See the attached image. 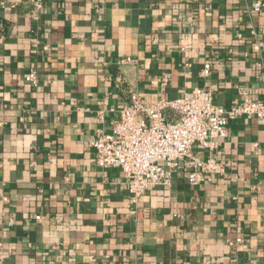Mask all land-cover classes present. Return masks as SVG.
Masks as SVG:
<instances>
[{"label":"crops","instance_id":"1","mask_svg":"<svg viewBox=\"0 0 264 264\" xmlns=\"http://www.w3.org/2000/svg\"><path fill=\"white\" fill-rule=\"evenodd\" d=\"M252 1L44 0L36 10L3 0L0 264H264L262 125L228 122L210 151L224 173L211 182L191 187L176 170L135 202L90 144L132 93L155 100L206 85L228 107L242 85L264 98V6ZM238 236L245 247L228 243Z\"/></svg>","mask_w":264,"mask_h":264},{"label":"built area","instance_id":"2","mask_svg":"<svg viewBox=\"0 0 264 264\" xmlns=\"http://www.w3.org/2000/svg\"><path fill=\"white\" fill-rule=\"evenodd\" d=\"M44 0H33L39 10ZM0 0V7H3ZM264 0L250 3L252 11H259ZM253 34L254 31H251ZM257 47H264V39H256ZM44 50L47 46H43ZM132 61L123 57L120 63ZM259 64V63H258ZM201 76L210 74V63L205 61ZM168 77L164 74L163 81ZM260 80L264 84V74ZM25 80L36 84V73L29 69ZM238 100L228 107L214 102L213 91L206 85L195 86L180 95L168 98L165 95L148 100L132 93L129 104L117 110V117L111 121L108 130L98 127L90 142L94 148V162L100 168H118L122 173V184L132 201H136L148 188L168 186L172 173H185L188 184L201 188L206 182L224 173L223 165L210 151L217 140L227 135V125L231 120L243 117L264 127V98L251 97L244 86L236 85ZM114 111L113 108L109 109ZM103 120L102 112L97 114ZM195 144L207 152L199 156L193 150ZM258 143L252 144L256 148ZM40 215H35L40 219ZM14 220L7 218L6 226ZM235 247H245L240 236L234 241L227 240ZM3 246L0 229V249ZM202 264H215L204 259Z\"/></svg>","mask_w":264,"mask_h":264}]
</instances>
